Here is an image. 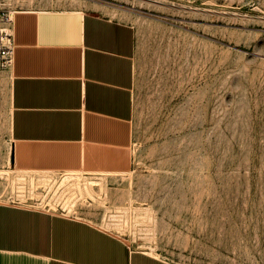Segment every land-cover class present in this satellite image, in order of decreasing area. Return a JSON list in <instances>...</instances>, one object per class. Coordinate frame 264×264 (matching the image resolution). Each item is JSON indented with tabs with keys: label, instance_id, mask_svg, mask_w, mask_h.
Returning a JSON list of instances; mask_svg holds the SVG:
<instances>
[{
	"label": "rangeland",
	"instance_id": "374dc122",
	"mask_svg": "<svg viewBox=\"0 0 264 264\" xmlns=\"http://www.w3.org/2000/svg\"><path fill=\"white\" fill-rule=\"evenodd\" d=\"M25 10L92 12L135 31L132 168L81 173L103 181L101 201L51 209L93 212L173 264H264V0H0L1 13ZM9 100L0 70V170L13 169ZM52 184L25 194L0 177V200L47 205Z\"/></svg>",
	"mask_w": 264,
	"mask_h": 264
},
{
	"label": "crops",
	"instance_id": "0c3cea01",
	"mask_svg": "<svg viewBox=\"0 0 264 264\" xmlns=\"http://www.w3.org/2000/svg\"><path fill=\"white\" fill-rule=\"evenodd\" d=\"M11 34L10 171L40 180L127 174L133 27L92 12L25 10L14 13ZM42 204L0 200V264H173L101 229L93 212L75 217Z\"/></svg>",
	"mask_w": 264,
	"mask_h": 264
},
{
	"label": "bare ground",
	"instance_id": "6f19581e",
	"mask_svg": "<svg viewBox=\"0 0 264 264\" xmlns=\"http://www.w3.org/2000/svg\"><path fill=\"white\" fill-rule=\"evenodd\" d=\"M10 173H13V175L10 176ZM80 174L81 173H66L63 174V176H61V178L58 180L57 178H52L54 175L43 177L40 180V179H35L33 176L17 174L16 172H12L10 170H2V169L0 170V177L4 178L5 176L7 182H9L11 185L17 184L18 186H20L21 189H23L22 188L23 186H27L29 189H31L35 184L36 185L39 183L42 184L46 181H48L49 184L58 183L57 190H55L56 191L55 194L57 197L55 201L53 199V203H51L50 201L48 202V204L49 206H51V208H55V205L58 202H60V204L62 203L60 206L62 210L66 211V214H71L73 212V209L75 208L76 205L75 202L77 199H82L86 203L90 204L89 200L101 201L100 194L104 193V186L102 185L103 181H98L90 177L86 178L81 176ZM97 179L100 180L99 177ZM94 187H98V188L94 189ZM21 189L19 193H23L21 195L24 198V192L21 191ZM18 197H20L19 194ZM106 208L107 207H105V209ZM145 215H146V211L143 210L142 208H136L133 212V217L136 219L144 218ZM105 225L108 227V224ZM116 227H118V225ZM147 253L150 255L157 256L153 252H147Z\"/></svg>",
	"mask_w": 264,
	"mask_h": 264
},
{
	"label": "built area",
	"instance_id": "2783aa9c",
	"mask_svg": "<svg viewBox=\"0 0 264 264\" xmlns=\"http://www.w3.org/2000/svg\"><path fill=\"white\" fill-rule=\"evenodd\" d=\"M14 13L0 12V70L10 69L13 62L11 23Z\"/></svg>",
	"mask_w": 264,
	"mask_h": 264
}]
</instances>
